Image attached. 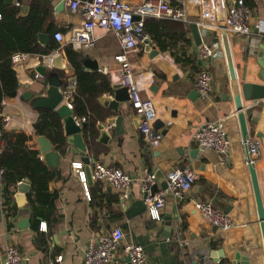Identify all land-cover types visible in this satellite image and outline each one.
Instances as JSON below:
<instances>
[{
  "label": "crops",
  "instance_id": "crops-1",
  "mask_svg": "<svg viewBox=\"0 0 264 264\" xmlns=\"http://www.w3.org/2000/svg\"><path fill=\"white\" fill-rule=\"evenodd\" d=\"M8 1L18 6L21 13L27 12L31 6L40 5L48 15L43 29L37 34L43 53H29L26 60L15 65L12 63L18 89L15 96L3 100L0 119L7 118L3 127L30 135L31 144L39 151L37 137L42 135L34 133L33 124L43 109H33L22 96L28 92L33 95L45 92L47 78L37 71L41 65L45 66V72H57L64 83L62 91L71 83L75 88L73 57L66 53V48H70L77 53L74 60L82 71L87 72L99 87L95 101L100 107L98 113L101 118L95 122L96 134L90 146L83 137L91 169L95 162L121 169L131 177L132 184L123 203L121 199L124 197L119 189L103 181L86 180L79 151L65 137L64 151L59 152L55 148L61 157L53 168L57 177L49 184L50 189L56 192L51 199L55 208L53 215L35 218L37 223L33 228L27 199L29 192L26 202L20 206L15 199V188V213L12 214H7L0 201V264L7 245L16 246L23 264H82L87 244L97 241L115 227L123 231V242L142 246L146 254L145 264H219L223 259L231 264L236 255L241 259L249 258L251 264H264L249 166L220 40L219 26L224 24L226 10L217 11V28L214 29L201 16L204 6L186 1L182 5L186 20L181 22L188 26L184 35L188 42L171 35L177 39L170 47L161 50L149 38L136 49L124 52L141 97L153 101L156 111L154 125L163 135L160 145L151 148L139 131V118L125 90L117 88L122 65L114 57L123 51L114 33L102 34L92 47L84 49L70 42L83 17L79 12H71L65 0ZM126 1L139 3L144 0ZM234 1L224 0L225 8L228 9ZM170 2L180 5L178 0ZM243 2L251 13V30L248 34L228 33L233 71L240 92L244 83L264 84L263 68L259 65V56L264 54V36L252 27L253 22L264 20V0ZM190 23H195L202 37L200 46H195ZM57 31L63 34L61 43L53 38ZM40 33L47 36V43L39 41ZM203 45L213 48L211 56H201ZM153 47L157 53H152ZM55 59H59L60 68L53 66ZM85 60L90 66L83 64ZM200 71L211 76L212 89L207 97H202L195 87V76ZM116 96L124 97L118 101L123 113V130L108 123L117 113L100 101V98L112 100ZM241 103L247 139L257 138L263 143L252 165L264 206V98L246 100L241 96ZM95 108L97 106H92ZM72 115L79 122L85 119L73 111ZM217 121L223 123L230 140V151L225 157L199 148L194 140L199 126ZM98 125L107 132V140L99 138ZM62 130L64 135L63 124ZM2 146L0 140V150ZM40 157L42 159L41 154ZM177 166H189L197 174L186 198L177 200L168 195L159 220L151 219L147 210L135 215L127 214V204L142 195L141 177L145 170L156 175L157 191L166 188V175ZM195 199L209 201L216 210L227 213L232 226L222 231L210 225L194 209L192 200ZM25 217L28 218V227L22 223ZM219 250L223 251L224 257L217 262V255H212ZM59 256L60 262L57 261ZM119 264L132 263L121 254Z\"/></svg>",
  "mask_w": 264,
  "mask_h": 264
},
{
  "label": "built area",
  "instance_id": "built-area-1",
  "mask_svg": "<svg viewBox=\"0 0 264 264\" xmlns=\"http://www.w3.org/2000/svg\"><path fill=\"white\" fill-rule=\"evenodd\" d=\"M71 12H79L83 21L81 26L73 33L70 42L88 49L94 45L102 34L112 32L117 37L123 53L114 59L121 63V72L116 82L117 88H122L127 94L130 105L139 118V131L145 142L151 148L160 145L163 135L155 127L156 111L153 101L141 97L134 81L131 70L126 62L124 52L136 49L139 45L149 40V34L144 30V24L149 18H165L174 21L186 20L183 3L186 1L203 5L201 16L208 21L209 26L217 28V11L225 9L224 25L227 32L236 34H248L251 30V13L245 6L243 0H235L226 9L224 0H178L180 5H175L170 0H144L133 3L126 0H65ZM258 34L264 36V20L253 22ZM53 38L57 42L63 41V34L55 32ZM215 47L219 46L215 43ZM213 48L203 45L200 54L203 57L211 56ZM29 53L17 52L12 55L11 62L15 65L26 60ZM106 72L105 69H103ZM195 87L202 97H207L211 92V76L206 71H200L195 76ZM74 91V83L65 87L62 91L63 102L72 109L70 97ZM85 119L82 118L83 122ZM76 121L79 122L76 118ZM2 125L6 126L7 118L2 119ZM194 140L199 148L213 151L223 157L230 151V140L225 132L223 123L206 122L199 126L194 133ZM261 140L257 138L242 141L246 149V164L252 165L254 157L258 154ZM1 174V171H0ZM93 180L106 182L119 189L124 199L131 187V177L121 169L102 165L95 162L91 169ZM166 188L159 189L149 194L145 200L147 212L151 219L159 220L161 210L165 204L166 197L172 195L177 200L187 197L191 187L197 179V174L189 166H177L166 175ZM156 175L145 170L141 177L143 191L149 190L155 185ZM194 209L212 226L222 231H227L232 226V221L227 213L216 210L209 201L192 200ZM127 256L132 264H145L146 254L139 244L123 242V231L115 227L106 235L95 242H90L85 247L82 264H119L120 255ZM61 261V256L57 258ZM2 264H23V259L14 245H7L4 250ZM204 264V263H201Z\"/></svg>",
  "mask_w": 264,
  "mask_h": 264
},
{
  "label": "trees",
  "instance_id": "trees-1",
  "mask_svg": "<svg viewBox=\"0 0 264 264\" xmlns=\"http://www.w3.org/2000/svg\"><path fill=\"white\" fill-rule=\"evenodd\" d=\"M47 15L48 11L40 5L31 6L27 12L21 13L19 7L11 5L10 1L0 0V112L3 100L15 96L18 89L11 62L12 55L17 52L43 53L37 34L43 29ZM187 29L186 23L170 19L151 18L144 24V30L161 50L170 47L177 38L188 42L184 38ZM53 45L56 47L54 42ZM66 53L73 57L76 72V86L70 97L72 111L85 117L86 126L82 133L90 146L96 134V119L101 118L98 113L100 107L95 101L99 87L74 60L77 53L70 48H66ZM92 106L97 108L92 109ZM33 131L36 135L45 136L59 152L64 151L66 141L61 119L56 111L42 110L33 124ZM0 140L3 142L0 150V201L7 214L15 213L14 190L18 182L27 178L31 187L27 199L31 208L32 226L36 228L35 218H46L54 214L55 208L51 199L56 192L50 189L49 184L56 179L57 173L41 159L39 151L30 142V135L3 127L1 119ZM224 261L223 259L219 264H226Z\"/></svg>",
  "mask_w": 264,
  "mask_h": 264
},
{
  "label": "water",
  "instance_id": "water-1",
  "mask_svg": "<svg viewBox=\"0 0 264 264\" xmlns=\"http://www.w3.org/2000/svg\"><path fill=\"white\" fill-rule=\"evenodd\" d=\"M190 31L192 33V37L194 39L195 46H200L202 44V37L197 29L195 23L189 24ZM220 31V40L223 48L225 63L227 66V71L230 79L231 89H232V97L235 106V110L237 112V118L240 125L241 136L243 142L247 139V129L245 124L244 115L241 112L242 103H241V96H243L246 100H258L264 98V84H254V83H244L241 87V92L239 90L236 76L233 71V62L231 57L230 51V38L229 34L226 30V27L223 23L219 26ZM39 41L43 44L47 43V36L45 34L38 35ZM152 53H157L156 49L153 47ZM259 65L263 68L264 72V54L259 56ZM85 66H90V64L85 60L83 62ZM54 67L60 68L61 64L59 63V59L54 60ZM95 69V66H93ZM45 66L41 65V67L37 70L40 75H44L47 78V88L43 94L33 95L32 93L28 92L23 94V99L28 102V104L33 109H43V110H54L57 114L61 117L64 135L66 137L67 142L71 144V146H75L80 154L81 161L84 164L86 180L92 179L91 177V165L89 162V158L86 155V145L83 141V129L86 126V123L77 122L76 118L72 115V110L67 107L65 102H63V94L62 88H64V83L61 79L58 78L57 72L50 71L45 72ZM263 78V75H262ZM264 79V78H263ZM117 94V93H116ZM123 96H116L115 99L107 100L106 98H100L101 103L103 105L108 106L112 109L113 112L117 113V116L114 119L108 120L109 124H113L116 129L120 130L122 128L121 121L123 120V113L122 110L118 107V101L123 100ZM128 99V98H127ZM140 121V120H139ZM98 129L100 131L99 138L103 140L108 139V134L106 131L103 130V126L98 125ZM37 143L39 146V153L42 156L43 161L46 165L53 169L55 165L58 163L60 159V153L55 149L54 145L44 136L37 137ZM246 153V149H245ZM249 166V173L252 182V188L255 198V204L257 209V219L259 223L262 244L264 248V206L261 199V194L258 188L255 169L253 165ZM17 194L15 195V199L18 205L22 206L26 202V194L30 190L29 180L25 178L23 181L17 184ZM156 191V186L153 185L150 189L144 190L142 195L139 199L133 200L126 206L127 214L128 215H135L137 213H141L147 210V206L145 204V200L149 194H153ZM121 201L124 203L125 199L122 198ZM22 223L24 226L29 225L28 218H23ZM215 254V255H214ZM217 255V256H216ZM213 257L216 256V261L218 262L221 258L224 257L223 251H214ZM231 264H251L249 258L241 259L240 256H235L231 260Z\"/></svg>",
  "mask_w": 264,
  "mask_h": 264
}]
</instances>
